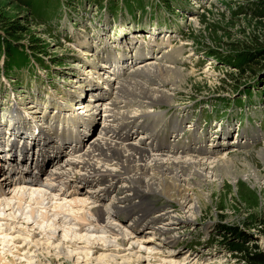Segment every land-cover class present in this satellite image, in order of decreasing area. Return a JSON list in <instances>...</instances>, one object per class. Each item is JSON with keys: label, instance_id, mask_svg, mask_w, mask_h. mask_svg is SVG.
Wrapping results in <instances>:
<instances>
[{"label": "rangeland", "instance_id": "1", "mask_svg": "<svg viewBox=\"0 0 264 264\" xmlns=\"http://www.w3.org/2000/svg\"><path fill=\"white\" fill-rule=\"evenodd\" d=\"M258 1L0 0V59L6 58L4 68L1 66L4 59L0 63V102L6 98L5 91L9 84H14L16 88L22 90L26 89L33 95L31 97H35V93L36 98L32 99L38 101L39 105L44 104L47 96L51 99L60 97L59 99L67 100L73 94L76 96L77 91L82 89L78 88L80 82L84 84L90 80L87 78L89 76L87 69H91L89 67L91 64L100 68L97 57L100 58L101 54H114L110 57L114 62L117 57L120 59L125 57L121 52L133 53L134 48L126 49L129 43L123 42L130 40V43H138L145 47L151 41L153 45H161L159 55L162 54V59L150 62H157L172 69L170 78L167 79L169 82L166 80L155 82L159 90L163 89L170 96L171 102H161L152 109L147 108L148 112L159 114L150 119L141 118L140 112L135 111L136 108L129 110V116H135L136 122L140 121L143 128L139 129L137 139L143 133L153 140L157 137L161 141L164 140L165 145L175 141L173 145L176 146L186 144L191 148L190 151L194 150L193 153L182 154L186 157L210 156L215 160L223 157L227 161V166L240 178L238 181L241 183L236 185L232 184L230 179L225 180L224 185L214 188H191V191L190 188H182L191 195L192 192L194 195L197 192L201 193L200 191H204V195H210L207 201L201 200V213L194 218L189 217L177 203L171 204L161 196H151L150 203L157 211H176L177 218L179 217L183 223V226L176 228L179 236L176 244L163 246L164 243L159 241L163 237L155 239L152 235H147V231L142 227L147 222H140V234L134 235L133 240L124 242L122 252L108 253L111 254L110 263L172 264L174 261L173 264H180L186 259V263L181 264H244L239 261L240 254L237 253L241 242H245L246 247L253 252L264 253V158H261L264 154V57L257 56L251 61L250 66L249 62L245 61L239 64V67L234 64L224 65L222 63L224 61L219 60V56L223 60L226 58L229 60L230 57L239 58L245 54L250 56L264 50V17L254 18L251 15ZM138 28L146 30L140 32L136 30ZM151 29L162 33L158 37L147 34ZM4 32L12 34L11 38L14 41L11 40V43L14 44L10 45V50L9 44H4ZM117 33L121 34L123 41L120 43L118 40L112 44L114 48L106 44V49L103 50L100 44L105 45L109 42L108 37L111 38ZM153 41H158V44H154ZM117 51L120 54H117ZM215 53L218 59L213 56ZM34 59L38 62L35 70L39 75L31 66ZM230 63H233L232 59ZM245 65L249 66L247 72L240 70V67ZM137 66L134 68L137 69ZM132 68L126 69V72L129 71L126 75H130L131 72V75H134L135 70ZM97 72L98 77L92 79L94 85L99 87L102 83L111 82L115 88L117 81L115 82L113 78H110L113 81H108V75L102 73V70ZM7 75L11 80H5L4 77ZM179 75L183 76L181 81ZM187 77H190V80ZM197 78L202 82L197 83ZM83 89L86 90L85 93L88 92L87 86ZM87 96L90 97V94ZM89 97L86 101L90 100ZM184 115L185 118L193 116L199 124L206 119L202 126L199 124L196 126L198 132L201 128L206 131L211 126L212 129H217V132H222V128L221 130L215 128L214 123L221 119L223 125L240 122V131L236 130L230 134L231 136L228 134L230 136L228 140L223 139L221 134L218 137L215 135L216 139L212 136L202 142L197 132L180 133L175 130L174 121ZM168 121H171L172 126L161 131ZM142 122L147 125H143ZM156 129L160 130L158 134L150 131ZM213 142L214 148L206 150ZM236 142L242 147H237ZM5 168L10 169L9 166ZM251 168L262 175L260 184L254 180H243L246 174L252 173ZM3 177L0 175V183L4 180ZM11 187L10 184V187L4 189L10 191L13 189ZM46 203L48 201L43 202V205L47 206ZM28 204V206L22 204L19 212L28 213L31 217L32 209L37 207L35 204ZM29 208H32L31 211ZM44 211L39 207L37 211L35 209L32 221L36 218L43 219ZM6 222H1L3 229L8 228ZM18 222L20 224L16 226L20 232L7 229L9 234L7 238L0 235V264H97L94 251L84 248L89 247L88 244L71 249L61 244L54 248L49 245V248H52L47 249L46 241L43 243L36 241L35 239L41 237H33L30 234L31 229L24 226V221ZM52 230L54 231L48 233H52L56 238L61 237L64 232L61 228ZM37 231L40 232V229H36V234H39ZM229 231L233 233L229 234ZM235 232L239 235L234 234ZM105 237L102 238L104 242L109 245L115 244L114 236L109 234ZM245 238L246 241L243 240ZM51 240L54 241L53 236ZM151 247L158 248L155 253L159 257L156 259L161 261L150 257ZM170 254L178 259L170 262L167 258Z\"/></svg>", "mask_w": 264, "mask_h": 264}, {"label": "bare ground", "instance_id": "2", "mask_svg": "<svg viewBox=\"0 0 264 264\" xmlns=\"http://www.w3.org/2000/svg\"><path fill=\"white\" fill-rule=\"evenodd\" d=\"M150 44L154 46L152 43ZM123 55L127 58L125 53H123ZM117 60H120V58L117 57L114 63ZM155 63L147 62L139 66L137 69H134V75H131V71L130 75H126L129 71L121 73L120 78L115 80L117 81L115 88L111 82L98 84L99 87L94 85L92 79L98 77L97 71L99 70L93 64L89 66L91 69H88L89 76H87V78L90 80L84 84H81V82L79 83L80 86H78V88L82 87V89L78 90L76 95L78 96L77 100L82 99L86 96V90L83 89V87H88L87 95L88 93L90 94V100L86 101L88 100L86 97L82 103V107L79 109L91 118L92 125L101 120V126L99 124L100 132L97 137L92 138L88 143L74 149L73 160L75 163H78L80 160L76 159V157L82 154L83 160L80 163L87 169L94 171L101 183L95 186L98 188H81L82 184L75 181L79 187L76 188V191L83 192L82 194H78L77 192L72 193V191L65 190L66 188H61L60 190H65V193L62 194L60 191L46 188L44 184L40 185L32 181H27L23 184H14L13 187H11L13 189L10 191L3 189L0 193L1 236L7 238V235H9L7 229L19 231L16 226L20 224L18 220L24 221V226L31 229L30 234L33 235V237H41L40 239H35L36 241L40 243L46 241V243H48L47 249L54 248L58 245L60 246V244L69 249L88 244L89 247L85 246L84 248L88 251H94L93 255L96 256L95 260L97 264H112L113 262L110 263L109 256L115 254V252H122L121 248L124 246V242H129L135 238L133 237L134 235L137 236V234H140V222H147L146 225L142 226L144 230L147 231V235H152L155 239L163 237V239L159 241H166L164 244H176L178 239L176 228L183 226V223L180 221L179 217L177 218L176 211H157L154 205L150 203L151 196H161L170 203H177L181 206L183 211L187 212L186 214H189V217L194 218L201 213V200L207 201L210 199V195H204V191H200L201 193L199 194H197V192L194 195L192 192L191 195L189 191L184 190L185 188H190V191L191 188H214L224 185L225 180L230 179L234 185L241 183V181H238L240 178L231 170V167L227 166V161H225L223 157L219 159L216 158L218 160L210 156L206 158H204V156H202V158L186 157L182 154L193 153L194 151H190L191 148L186 144H182L181 147L176 146L173 145L175 141L170 145H165L164 140L161 141L158 137L153 140L150 137L144 136L143 133L142 136L137 139L139 136V129L143 130V128L140 121L136 122L135 116H129V110L131 108H136L135 111L140 112L141 118L145 117L146 119H150L159 116V114L151 113L153 111L148 112L147 108L151 107L152 109L158 104H161V102L169 103L171 100H169L170 96L163 91V89L159 90L155 82L168 81L167 79L170 78L169 74L172 72V69ZM136 76L137 78H133ZM174 76L175 75H173V77ZM182 78L183 76L179 75L180 81ZM187 79L190 80V77H187ZM100 80L101 78L99 77V81ZM113 80L109 78L108 81ZM201 82L202 80L197 78V83ZM161 83L162 82H160V85ZM103 86L106 88H103ZM74 96L75 94L69 99H72ZM35 113L37 112H33L32 114ZM71 113L74 114V112ZM29 117L33 119L32 115H29ZM32 122L35 123L36 121ZM142 123L145 126L147 125V123ZM28 126H32V123L28 124ZM69 126L70 130H73L72 125ZM51 129L59 132L63 131L64 126L57 124V126L51 127ZM150 131L158 134L160 130L156 129ZM235 131L236 130L231 129L228 131V134L230 135ZM70 133L72 134V132ZM236 145L239 148L242 147L237 142ZM214 146L215 143L213 142L206 150L213 149ZM199 150L204 153L206 152V150ZM14 158L17 159L18 157L13 154H6V156L0 158V168L2 171L0 175L4 176V180L0 183L2 188L10 187L11 181L5 176V174H7L5 166L9 164L8 166L12 168V166L18 165V160H14ZM261 158H264V154H262ZM17 167L20 169L22 165L20 164L14 168ZM250 170H252V173L246 174L243 180H254L256 183L260 184L259 181L262 175L255 171L254 168ZM74 173L76 174V172ZM71 177L74 179V175ZM55 183H58V185L61 184V182ZM35 198H40V200H36ZM104 199H106L107 202L103 201ZM45 201H48V203H46L47 206L43 205ZM28 203L35 204L36 207H39L42 211L46 210L43 213V219L36 218L32 221L34 218L33 211H35V209L37 211V208L33 205V208H35L34 210L32 208L28 209L30 211L32 209L31 217L28 213L24 212L22 214L21 211V213L19 212V207L22 204H27L28 206ZM49 204L50 206H48ZM106 206H108V208H106ZM47 214L51 217L49 220L46 218ZM170 214L173 215L171 216ZM60 215L62 216L60 217ZM2 221H7L6 226L8 228H2ZM33 222L35 223L32 226ZM37 228L40 229V232L37 231L39 234H36ZM58 228L64 231V234L62 233L63 236L61 235V237L59 236V238H56L52 233H48V231L53 232L54 230L52 229L56 230ZM21 229L24 230L23 228H20V230ZM121 230H123L124 233ZM109 234L115 237V244L113 245L107 244V242H104L102 239ZM52 236L54 237V241L51 240ZM150 242H152V240ZM49 245L52 247L49 248ZM151 248L150 257L156 259L159 257L157 253H155L158 251V248ZM109 252L112 253L108 255ZM172 253L173 252H171V254ZM171 254L167 257L170 259V262L173 259H178L174 258ZM114 256L116 258V255ZM147 256L149 257V254ZM156 260L158 261L160 259ZM186 261V259H183L182 262L186 263ZM178 262L176 261V263ZM142 263L144 262H140V264Z\"/></svg>", "mask_w": 264, "mask_h": 264}, {"label": "trees", "instance_id": "3", "mask_svg": "<svg viewBox=\"0 0 264 264\" xmlns=\"http://www.w3.org/2000/svg\"><path fill=\"white\" fill-rule=\"evenodd\" d=\"M256 9L255 11L251 14L252 17L254 18H262L264 17V0H259L258 2H256ZM4 37H5V40H4V44L6 45L7 43L9 44V50H10V45H13L14 43H11V40L14 41L11 36L12 34H9L8 32H4ZM0 41H1V37H0ZM1 44V43H0ZM5 50H6V46H4ZM30 49V48H29ZM31 50V49H30ZM6 54V53H5ZM217 53L213 54V56L218 59V57L216 56ZM257 56L259 58L261 57H264V50H262V52H256L255 54H252L250 56L248 55H244L242 57H237V58H229V60L226 58V59H222L221 56H219V60H222L224 62H222L224 65H235L237 67H239L241 64H243L245 61H248V65L250 66L251 64V61L254 59V58H257ZM231 59L233 61V63H230L231 62ZM240 64V65H239ZM247 65H245L244 67H240V70L243 71V72H247V67H249ZM233 232H230L229 231V234H231ZM234 234H238V232H235ZM244 241H246L247 239H243ZM245 242H241V244L238 245V248H237V253L240 254L239 255V261L240 262H243L244 264H264V253L262 252H258V251H254L251 250L250 248L246 247V245L244 244Z\"/></svg>", "mask_w": 264, "mask_h": 264}]
</instances>
